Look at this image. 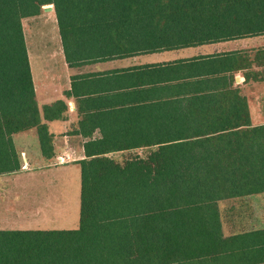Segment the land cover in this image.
<instances>
[{
    "label": "trees",
    "instance_id": "16d2710c",
    "mask_svg": "<svg viewBox=\"0 0 264 264\" xmlns=\"http://www.w3.org/2000/svg\"><path fill=\"white\" fill-rule=\"evenodd\" d=\"M49 5L70 67L264 34V0H0V175L21 169L15 133L35 129L54 156L46 121L67 106L38 107L22 24ZM262 81L264 47L72 76L65 95L85 106L79 227L0 234V264L264 263V229L224 237L217 211L264 193L249 103Z\"/></svg>",
    "mask_w": 264,
    "mask_h": 264
},
{
    "label": "crops",
    "instance_id": "0c3cea01",
    "mask_svg": "<svg viewBox=\"0 0 264 264\" xmlns=\"http://www.w3.org/2000/svg\"><path fill=\"white\" fill-rule=\"evenodd\" d=\"M47 11L53 12L52 6L51 10ZM263 47L264 34L175 50L112 57L76 67L68 66L61 50L66 76L61 88L48 92L44 90L45 88L42 85H36L32 78L35 98L39 108L43 105H50L57 100H63L67 106L63 119L46 121L48 131L52 135L54 156L49 160L43 158L35 129L12 135L11 139L14 147L20 154L21 169L28 170L30 173L0 175V234L18 238L24 232L63 231L74 230L79 227V217L76 228L69 229L67 227L70 222L75 220H73L75 216L69 212V198L52 185L57 179L54 170H66L71 166L79 168L77 161L85 158L83 143L86 138H83L77 132L80 118L78 107L84 108L85 106L77 98L65 95V91L71 88L72 76L111 74L115 71L128 70L139 66L163 64L179 59L209 56L237 50L246 51V56L252 59L255 50ZM236 81H243V77L237 76ZM253 87L255 90L251 92L249 100L251 117L254 124H262L264 123V81L254 84ZM255 110L257 111L256 114H254ZM263 195L264 193H257L219 203L218 220L224 237L264 229V225H257L261 220L257 213L260 207H264ZM198 218L200 220L199 224L204 222L201 220H204L205 217L198 216ZM211 224H213V221L202 224L201 227ZM235 261L228 260L231 264ZM240 264L264 263H261L258 257L251 259L249 256H243Z\"/></svg>",
    "mask_w": 264,
    "mask_h": 264
},
{
    "label": "rangeland",
    "instance_id": "374dc122",
    "mask_svg": "<svg viewBox=\"0 0 264 264\" xmlns=\"http://www.w3.org/2000/svg\"><path fill=\"white\" fill-rule=\"evenodd\" d=\"M22 24L34 83L42 85L45 88L44 90L48 92L56 91L62 87L61 84H64L66 76L60 39L53 12L43 10L35 17L24 19ZM256 113L257 111L255 110L254 114ZM18 173L30 172L20 169L18 172L12 174ZM54 174L57 179L52 185L69 198V212L75 216L73 217V220H75L70 222L67 227L69 229L76 228L79 217V168L71 166L66 168V170L56 169L54 170ZM46 185L48 186V184ZM257 216L261 219L257 225H264V207L259 208Z\"/></svg>",
    "mask_w": 264,
    "mask_h": 264
},
{
    "label": "water",
    "instance_id": "95a60500",
    "mask_svg": "<svg viewBox=\"0 0 264 264\" xmlns=\"http://www.w3.org/2000/svg\"><path fill=\"white\" fill-rule=\"evenodd\" d=\"M44 10H51V6L44 7Z\"/></svg>",
    "mask_w": 264,
    "mask_h": 264
}]
</instances>
